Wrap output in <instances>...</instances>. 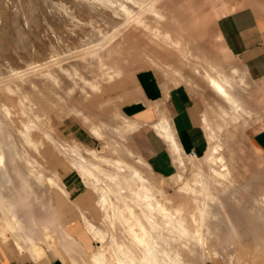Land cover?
Returning <instances> with one entry per match:
<instances>
[{"label":"bare ground","instance_id":"obj_1","mask_svg":"<svg viewBox=\"0 0 264 264\" xmlns=\"http://www.w3.org/2000/svg\"><path fill=\"white\" fill-rule=\"evenodd\" d=\"M102 1L111 7L114 4L113 0ZM127 1L137 4L139 10L132 9ZM127 1L120 3L125 21L136 25V28L142 27L166 50L164 58L147 56L166 79L162 84L165 95H168L172 84L182 85L181 79L186 85L206 92L211 98L207 100L208 110L200 114L208 139L205 149L200 154L186 153L175 134L169 113L157 102L159 116L147 126L156 130L167 143L177 167V172L172 176L155 173L135 147L131 149L119 140L118 135L126 133L134 137L145 126L143 121L126 119L123 130L111 120H91L81 106H74V112L89 124L91 134L107 146L110 154H100L94 148L83 150L78 140L59 141L46 131L40 140H36L32 133L34 128L22 122L25 130L18 132L35 156L18 148L9 125L11 110L5 104H0V235H4L5 241L12 237L15 246L23 250L19 240L24 233L29 245L26 251L36 260L47 257L48 252L54 250L62 264H205L207 260L221 255L218 244L212 243L218 235L221 245H238L239 227L241 230L246 229L245 235L241 237L253 241L256 239V242L249 243V247H252L249 248L248 257L263 252L264 189L255 192L253 187L254 182L263 180V175H255L253 159L244 157L246 154L248 158L258 159L249 149L250 135L246 121L262 122L263 110L248 100L249 94L245 89L251 80L248 72L244 67L242 72L239 68H228L217 60L203 61L192 50L190 40L193 37L189 28L177 15L167 16L159 7L160 0ZM215 1L222 4L220 12L214 10L215 17L230 13L231 0ZM143 11L152 15L155 23L160 25H150ZM164 23L169 24V27L162 28ZM216 37L223 48L219 52V59H222L229 48L221 33L217 32ZM85 51L88 58H84V61L90 64L93 59L101 57V47L98 45ZM100 66L102 73L107 75L106 83L123 76V68L118 65L111 66L100 60ZM48 67L49 64L39 65L37 70L42 72L45 68L47 79L55 89L60 90V80ZM60 69L74 86L81 88L84 97L103 93V84L98 80L89 79L75 68ZM196 76L201 83L196 82ZM74 90L75 87L70 88L68 95H72ZM24 98L30 102L27 95ZM117 112L118 116L124 115L120 110ZM46 143L69 164L71 170L77 172L82 184L93 190L103 213L99 224L85 212L80 214L88 233L98 243L97 250L88 255L83 263H79L63 248L60 237L49 225L43 226V239L49 245L43 246L37 242L20 216V204L13 201L7 192L9 188L18 190L12 177V164L24 159L29 167L25 172L26 177H33L38 183L44 182L50 189H58L70 200L71 194L61 184L59 173L46 168L38 159L43 158L42 149ZM7 157H10L12 164L8 163ZM170 183L177 185L176 194L187 201L178 200L175 194H170ZM242 190L250 197L244 200L247 209L242 207ZM240 211L247 217V223L242 221ZM5 241L2 242L6 244Z\"/></svg>","mask_w":264,"mask_h":264},{"label":"rangeland","instance_id":"obj_2","mask_svg":"<svg viewBox=\"0 0 264 264\" xmlns=\"http://www.w3.org/2000/svg\"><path fill=\"white\" fill-rule=\"evenodd\" d=\"M113 1L114 4L111 7L102 0H0V104H5L11 110L12 118L9 120V125L21 151L29 152L31 155L34 153L18 132L24 129L22 122H26L31 129L34 128L32 133L36 140H40L43 132L46 131L59 141L70 142L72 139H76L81 142L83 150L94 148L100 154L109 155L107 146L91 134L89 124L74 112L73 107L81 106L82 111L95 122L111 120L115 126L125 130L124 121L126 119H139L128 117L125 114L118 116L117 110L122 112L121 103L124 99L122 91L124 88L132 86L137 71L153 69L160 83L161 81L162 83L166 82L160 73L162 71H157L150 58L147 57L150 55L154 59L164 58L166 50L157 44L153 36L144 31L142 27H138L139 30L136 25H130L125 21V16L120 10V3L127 0ZM145 1L150 2V0ZM127 2L132 9L139 10L137 4H133L131 1ZM229 6L231 9L233 6L237 9L251 6L261 13L264 19V0H231ZM159 7L164 10L167 16L177 15L182 23L189 28L190 35L193 37L190 40L192 50L203 61L217 60L228 68H239L241 72L244 71L242 64L230 50L227 53L224 52V58L219 59V52L223 51V48L219 45L216 33H220L217 20L222 14L215 17L214 10L219 12L222 10L221 2L215 0H160ZM143 15L146 16L150 25H160L155 23L153 16L146 11H143ZM161 27L167 28L169 24L164 23ZM122 34H124L123 37ZM97 45L101 47L102 58L93 59L91 64L87 60L85 62L84 58H88L84 53L85 50ZM99 59L111 66L118 65L123 68V76L106 83L107 75L102 73ZM45 64H49L48 68L60 80V90L55 89L52 82L47 79L46 67L42 72L37 70L39 65ZM62 67L65 70L75 68L90 77L89 79L98 80L97 82L103 84V93L97 96L93 94L88 98L84 97V94H81V88L74 86L73 82L65 77L60 69ZM176 77L180 79L178 76ZM195 80L197 83H201L199 77L196 76ZM180 81L186 85L183 80L180 79ZM171 86L176 85L172 84ZM186 86L198 105L200 104L199 106L202 108L200 114L206 112L208 110L207 100H211L209 95L190 85ZM73 87L75 90L69 96L68 92ZM245 89L249 94L248 100L258 106L259 101L256 94L263 95L264 90L260 89L256 80L254 83L249 80ZM25 95L29 97L30 102L24 98ZM101 103L106 105L101 107ZM199 120L203 126L200 115ZM261 123L246 121L250 136ZM139 134L140 132H137L133 137L126 133L123 136L118 135V137L129 148L137 149L136 145L140 142ZM5 144H8L6 139ZM139 152L141 153V151ZM42 153L43 158L38 157V159L46 168L59 173L61 184L71 194L70 200L58 189H50L44 182L38 183L33 177H26L25 172L29 167L25 160L20 159L12 164L10 157H7V161L12 164V177L18 190L12 191L9 188L7 192L13 201L20 204V216L25 220L26 229L32 232L37 242L43 246L49 245L43 239V226L49 225L60 237L63 248L66 249L67 246L73 244L72 240L64 239L63 235L66 236L67 232L77 238L87 252L92 253L97 250L98 243L94 241L92 245L93 238L88 233L85 223L81 222L80 214L82 210L99 224L103 219V213L97 197L92 189L82 184L77 172L71 170L69 164L58 156V153L48 143L45 144ZM244 157L248 160L253 159L255 175L257 173L263 175V180L254 182L253 185L255 192H260L264 189V165L257 166L256 164L259 162L257 158H248L246 154ZM253 177L255 179L254 175ZM66 180L75 181L78 186L70 191L66 187ZM176 187V184H169L170 194L173 193L178 200L185 201V198L176 194ZM240 193L241 200L244 202L242 207L247 209L248 206L244 200H248L250 197L248 198L243 190ZM240 214L242 221L247 223V217L243 216L241 211ZM106 228L109 229L108 226ZM117 232L119 233V230ZM22 235L23 238L19 240V243L21 242L23 250H19L15 246L12 237L5 241L2 234L0 235V244L2 245V241H5L7 242L5 247L11 255L15 254L20 257L10 248L13 247L24 254L21 255L23 258L32 260L26 253V247H29L25 240L27 235L24 233ZM82 236H86L87 240H82ZM243 238L240 236L237 241L238 245H231L229 249H232V246H239V250L245 249L247 245H240ZM212 243L221 245L219 235L215 240H212ZM220 250L223 249L220 247ZM50 251L53 256H57L54 250ZM57 258L60 261L58 256ZM44 259L59 264L57 260ZM84 259L86 260V258Z\"/></svg>","mask_w":264,"mask_h":264},{"label":"crops","instance_id":"obj_3","mask_svg":"<svg viewBox=\"0 0 264 264\" xmlns=\"http://www.w3.org/2000/svg\"><path fill=\"white\" fill-rule=\"evenodd\" d=\"M217 27L225 44L248 72L251 81L254 83L256 80L260 89L264 90V19L262 14L251 6H243L238 9L233 6L230 13L218 18ZM162 84L153 69L137 71L132 86L124 88L122 91L124 99L121 103V109L126 116L139 119L145 123V126L139 131L138 140L140 142L136 147L143 155L140 154L146 158L152 170L162 176H172L177 172L172 153L165 140L156 130L147 126L159 116L157 102H160L169 113L175 134L177 133V138L186 153H202L207 143V135L199 120L202 108L192 97L188 88L185 85L173 86L168 95H165ZM256 97L259 101V108L263 110L262 125L256 127L252 132L248 145L251 152L258 156L259 162L256 165L263 166L264 94H256ZM76 186L78 184L75 181L66 180V187L70 191L74 190ZM76 206L79 208L78 205ZM81 222H83L82 219ZM239 228V235H245L246 229L241 230ZM63 237L73 241V244L67 246L66 250L68 249L67 251L79 263H83L84 258L91 252H87L77 238L69 233L66 232V236L63 235ZM81 239L86 241L87 237L82 236ZM94 241L92 239V245ZM253 242H256V239L253 241V239L243 238L240 245H247L243 250H239V246H232V249H229L225 245L218 244L219 250L220 247L223 249L220 250L221 255L210 261L207 260L205 264H264V254H260L264 251L248 257L252 247H249V243L252 244ZM2 245L0 244V264H54L44 258H50L54 261L58 259L55 255L53 256L51 251L48 253L49 256L40 260H36L34 256L26 252L32 259L29 260L23 258L24 254L13 247L10 248L20 257L15 254L11 255L5 247L7 245L4 243ZM57 262L62 264L59 260Z\"/></svg>","mask_w":264,"mask_h":264}]
</instances>
